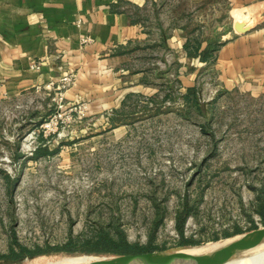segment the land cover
Wrapping results in <instances>:
<instances>
[{
	"label": "rangeland",
	"instance_id": "obj_1",
	"mask_svg": "<svg viewBox=\"0 0 264 264\" xmlns=\"http://www.w3.org/2000/svg\"><path fill=\"white\" fill-rule=\"evenodd\" d=\"M184 1L166 0V14L176 26L187 17L188 39L215 45L261 25L258 11L235 10L225 0ZM143 61L133 55L130 71ZM145 62L154 92L131 93L110 116L76 101L79 112L68 118V107L59 110L44 87L0 95V256L13 237L31 249L50 248L99 227L170 250L186 246L182 237L219 244L213 241L238 228L264 226V89H226L215 67L204 64L195 75L197 105L182 97L174 52ZM55 116L56 126L40 127ZM41 146L46 150L35 153ZM42 256L86 264L117 255L50 251L0 257V264H35ZM247 264H264V254Z\"/></svg>",
	"mask_w": 264,
	"mask_h": 264
},
{
	"label": "crops",
	"instance_id": "obj_2",
	"mask_svg": "<svg viewBox=\"0 0 264 264\" xmlns=\"http://www.w3.org/2000/svg\"><path fill=\"white\" fill-rule=\"evenodd\" d=\"M165 1L0 0V95L40 87L54 94L47 84L71 73L64 100L87 101L90 112L104 110L110 116L131 93L154 92L149 88L152 68L145 61L155 52L165 59L174 52L183 91L196 85V70L204 64L215 67L226 89H264V0H225L232 9L258 11L261 25L222 41L213 63L186 53L187 17L174 25ZM199 40L198 51L212 41ZM133 55L146 60L130 71Z\"/></svg>",
	"mask_w": 264,
	"mask_h": 264
},
{
	"label": "trees",
	"instance_id": "obj_3",
	"mask_svg": "<svg viewBox=\"0 0 264 264\" xmlns=\"http://www.w3.org/2000/svg\"><path fill=\"white\" fill-rule=\"evenodd\" d=\"M222 43L223 42H218L217 44L214 45V43L211 41L208 42L205 48H203L201 51H198L201 44L200 40L197 37H193L187 39V41L184 43V49L186 50V53L188 55L197 54L199 55L202 61L205 62L209 61V63H213L215 60L216 49H218ZM167 94L168 95L166 96L169 97L171 93H167ZM182 97L185 99V101L188 102L190 101L193 102L194 104L199 105L197 85L188 87L185 93L182 94ZM152 100H155L154 97L152 98ZM42 120L43 118L39 120V123ZM46 148L47 147L41 146L38 148V150H36L35 153L44 152ZM12 182H14V179H11L9 181L10 184ZM187 208L185 210H187ZM259 212L261 214L262 220L264 221V208L262 207L259 210ZM184 217H185L184 214H180L177 220V226L179 230H181L182 228ZM253 228H255V226ZM240 232H242V230L238 228L234 232L226 233L225 235L230 236ZM12 241H13L12 244L16 245V247H13L11 244L8 253H5L0 257L5 259H10L12 261L14 260L18 261L23 259L24 257H33L37 254L50 252V251H70V252H85V253L94 252V253H110L114 255H128V254H136V253L158 249L151 242L146 243L144 245H140L137 242H130L122 230L115 228L114 231L112 232L106 229L105 227H99L98 229H95L94 232H92L90 235L82 238L69 237L64 244L54 245L50 248L37 246L31 249L27 246L19 244L14 237ZM196 243H198V241L184 237H182L179 242L180 245H192Z\"/></svg>",
	"mask_w": 264,
	"mask_h": 264
},
{
	"label": "water",
	"instance_id": "obj_4",
	"mask_svg": "<svg viewBox=\"0 0 264 264\" xmlns=\"http://www.w3.org/2000/svg\"><path fill=\"white\" fill-rule=\"evenodd\" d=\"M213 242L220 243L202 251L193 249L201 245H186L170 250L160 249L111 256L86 264H224L264 243V226L226 236Z\"/></svg>",
	"mask_w": 264,
	"mask_h": 264
},
{
	"label": "built area",
	"instance_id": "obj_5",
	"mask_svg": "<svg viewBox=\"0 0 264 264\" xmlns=\"http://www.w3.org/2000/svg\"><path fill=\"white\" fill-rule=\"evenodd\" d=\"M87 39H89V38L87 37L85 40H87ZM33 66L39 67V65L37 63L36 64L34 63ZM72 83H73V75L71 73H69V74L63 75L60 78V80L58 81L57 84L53 83V81L47 84V86L49 88H53L54 89L53 99L56 101L59 110H62L63 108H67L68 107V110H69V112L67 113V117L68 118H71L72 117V113L73 112H79V110L77 111V108L75 106V103L73 105V103H68L67 102L68 104H66V106L63 107V105L65 103L64 102V91ZM58 116L60 117L61 116V113H59ZM58 116H55L53 118H50L48 121H41L40 127L41 128H49V127H51L53 125L56 126L57 123H58V119H57Z\"/></svg>",
	"mask_w": 264,
	"mask_h": 264
},
{
	"label": "bare ground",
	"instance_id": "obj_6",
	"mask_svg": "<svg viewBox=\"0 0 264 264\" xmlns=\"http://www.w3.org/2000/svg\"><path fill=\"white\" fill-rule=\"evenodd\" d=\"M218 245L217 243H206L201 246H195L193 249L195 251H202L206 250L208 248H211L213 246ZM264 254V243H261L260 245L246 251L244 254H241L239 257L232 259L224 264H247L251 260L261 256ZM51 258V257H50ZM35 264H56L54 261L51 262L49 259L47 261V258L38 257L35 259ZM85 264V263H84Z\"/></svg>",
	"mask_w": 264,
	"mask_h": 264
}]
</instances>
